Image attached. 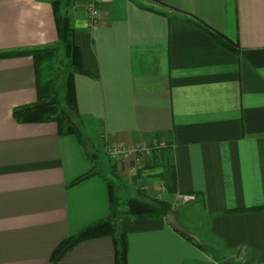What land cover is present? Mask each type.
I'll list each match as a JSON object with an SVG mask.
<instances>
[{"label":"crops","instance_id":"1","mask_svg":"<svg viewBox=\"0 0 264 264\" xmlns=\"http://www.w3.org/2000/svg\"><path fill=\"white\" fill-rule=\"evenodd\" d=\"M87 1L71 11L90 73L74 77L78 111L100 125L105 147L150 148L109 163L126 189L139 182L146 195L171 200L147 168L170 146L175 194L196 196L197 217L179 211V220L190 219L205 247L165 217L129 218L122 208L127 264H264V209H255L264 207V0H98L93 28ZM56 42L49 0H0V51ZM36 97L32 58L0 59V264H47L59 242L110 212L103 174L71 185L92 166L73 135L12 117ZM141 166L134 179L130 170ZM56 264H114L112 241H82Z\"/></svg>","mask_w":264,"mask_h":264},{"label":"trees","instance_id":"2","mask_svg":"<svg viewBox=\"0 0 264 264\" xmlns=\"http://www.w3.org/2000/svg\"><path fill=\"white\" fill-rule=\"evenodd\" d=\"M75 2L76 0H49L57 33V42L54 45L41 48L0 51V59L30 56L34 64L36 100L29 104L14 107L11 111L14 120L22 123L54 122L57 125L59 134H70L76 138L86 158L91 162L92 166L90 170L74 179L71 185L77 184L95 174H102L98 169L99 158L97 152L95 150L89 152L85 146L81 129L82 116L78 111L76 102L74 77L77 74L88 76L90 73L85 70L80 48L74 42L75 28L71 11ZM159 5L165 7L164 4ZM160 13L166 14L164 11H160ZM191 20L198 27L208 32L217 43L227 50L236 54L239 53L240 47L236 41L212 29L200 20L194 18ZM61 52L65 59V67L67 68L63 80V103L60 101L57 87V80L61 73V68H59V54ZM101 147H105V142H102ZM169 149L170 146L159 148L157 150L158 155L154 154L152 158L154 164L158 163L160 165L161 171L158 177L163 181L166 192L168 194H174L176 191V179L173 168L166 158V152ZM111 172L115 174L113 169H111ZM139 174L137 173V177ZM105 180L108 188L109 215L83 227L78 233L64 238L53 249L47 264H56L78 243L101 237H109L112 241L114 264H127V238L126 234L119 231L117 223L120 200L116 193L114 182L108 181V179ZM123 208L129 218L137 215H145L149 218H160L165 217L173 210L168 200L150 197L141 190H138L135 196L127 197L124 201ZM255 209H264V207ZM186 239L198 246L193 240Z\"/></svg>","mask_w":264,"mask_h":264},{"label":"rangeland","instance_id":"3","mask_svg":"<svg viewBox=\"0 0 264 264\" xmlns=\"http://www.w3.org/2000/svg\"><path fill=\"white\" fill-rule=\"evenodd\" d=\"M88 1H87V3H88ZM87 3H86V5H87ZM59 59H60L59 68H61L60 69L61 73H60V76L57 80V87H58V91H59L60 101H61V103H63V91H64L63 80H64V77L66 75L67 68L65 67V59L63 57L62 52L59 54ZM87 118L88 117H86V118L82 117V126H81L85 146L89 152H93L94 150L97 152L98 158H99L98 159V169L100 170V173H102L106 177V179H108V181L109 180L113 181V182H115L114 184H116L117 179L115 178V174H113L111 172V168L109 167V163L111 162V160L113 161V159H111L110 156L108 155V149L112 145H107L106 147H103V148L101 147L102 143H101L100 130H99L100 125L92 122V120L91 121L88 120ZM115 145H119V144H115ZM126 147H128V146H126ZM134 147H136V146H134ZM137 147H138L139 151H142V150H140L142 146H137ZM150 160H152L151 161L152 164L147 166V168L150 169V172H151L150 176L156 177L157 179L161 180L158 177V174L161 171L160 165L158 163L154 164L153 158H151ZM142 169H143L142 166L138 167V168L135 167V170L134 171L130 170L129 173L132 175V177H134V179H139V176L137 177V173H142V171H141ZM122 182L125 183L123 180H119V183H117L118 186L115 185L116 193H117L119 200H120V208L119 209L123 208L124 201L126 200L127 197L135 196L138 190H141L144 192L142 185H140L139 182H137V183L135 182L133 189H126V187L123 185ZM160 190L163 192L166 191V187H165L162 180H161V184H160ZM171 195H172V198H171V200H169V202L172 206V209H178L181 213L183 211H186V214H188L187 218H189L191 215L193 217H197V213L195 211V209H197V205L190 204L191 202H193L196 199V196L194 194H189V195L195 196V198L189 202H182L181 199L178 198L179 194L174 193ZM150 197H152V196H150ZM167 197H168L167 195L164 196V198H167ZM187 204H190V205L186 206ZM187 218L182 216L180 218L181 223L184 226H186L190 231H192L196 234L197 233L196 228L193 226L192 222H190V219H187ZM195 219H197V218H195ZM117 222H118V220H117ZM218 261L220 262L219 264H224L223 260H218ZM198 264H203V263L200 262ZM230 264H232V263L230 262Z\"/></svg>","mask_w":264,"mask_h":264},{"label":"built area","instance_id":"4","mask_svg":"<svg viewBox=\"0 0 264 264\" xmlns=\"http://www.w3.org/2000/svg\"><path fill=\"white\" fill-rule=\"evenodd\" d=\"M86 14H87V26L93 28L98 24L100 18V9L98 7V0H89L86 5ZM143 152H150V148L142 146L141 149ZM139 151L138 147H126L123 145H112L108 149V155L113 160H123L129 157V155L134 154ZM135 168L132 169L134 171ZM178 198L182 202H189L195 198L194 195L189 194H179Z\"/></svg>","mask_w":264,"mask_h":264},{"label":"water","instance_id":"5","mask_svg":"<svg viewBox=\"0 0 264 264\" xmlns=\"http://www.w3.org/2000/svg\"><path fill=\"white\" fill-rule=\"evenodd\" d=\"M166 221L168 222L169 226L180 235L193 240L198 246L202 247L203 243L198 237L197 234L190 231L186 226H184L179 220V210L173 209L171 210L166 216Z\"/></svg>","mask_w":264,"mask_h":264}]
</instances>
